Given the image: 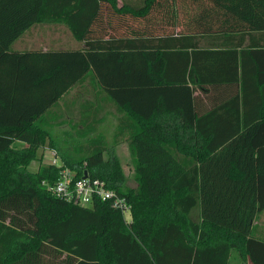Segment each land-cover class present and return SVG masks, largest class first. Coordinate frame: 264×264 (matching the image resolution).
Returning <instances> with one entry per match:
<instances>
[{
  "label": "trees",
  "instance_id": "1",
  "mask_svg": "<svg viewBox=\"0 0 264 264\" xmlns=\"http://www.w3.org/2000/svg\"><path fill=\"white\" fill-rule=\"evenodd\" d=\"M59 25L80 45L13 47ZM86 82L123 113L114 144L128 142L136 185L105 161L94 125L75 131L87 155L61 164L106 180L131 219L48 189L62 165L40 152L56 145L46 113ZM221 84L241 94L203 112L195 92ZM253 106L264 109V0H0V264H264V113Z\"/></svg>",
  "mask_w": 264,
  "mask_h": 264
},
{
  "label": "crops",
  "instance_id": "2",
  "mask_svg": "<svg viewBox=\"0 0 264 264\" xmlns=\"http://www.w3.org/2000/svg\"><path fill=\"white\" fill-rule=\"evenodd\" d=\"M60 26H54V30L58 31ZM65 27V26H63ZM52 29V28H51ZM43 30V32L47 33L49 30ZM42 30V29H41ZM30 33V30L25 34ZM51 47V46H50ZM48 46L42 47H33L30 46L28 48H20L17 49H47L50 48ZM59 48V47H57ZM77 90L83 94L85 89L88 91V94L84 95L82 100L79 101V96L76 98L69 99L67 98L68 94L72 91V89L76 88ZM68 94L65 95L62 99H60L59 104L53 108H51L45 116L46 122L45 126L49 129L55 140L56 145L52 148L50 145H45L44 148L40 149V152L44 155V158H53V150L58 152V160L63 161L62 151L60 146H58V142L55 139L54 134L60 135L61 141L62 138L68 136L71 131L75 133L77 129L83 128L84 125L88 127H92V125L96 126V133L99 131V126L104 123L108 116H114L116 127L118 126L119 118L123 116L116 104L103 92H99L98 89H95L93 85L89 82L84 84L77 85L73 87ZM241 85L238 86L230 85V84H221L219 86L213 87V85L203 86L202 89H197L195 92L196 95H200V103L201 109L203 112L213 108L214 106L221 105L224 102L234 98L237 94H241ZM78 95V93H77ZM89 105V111L85 112L83 107ZM261 111L264 113L263 108L259 107H250L248 108V112L254 114L256 112ZM115 127V129H116ZM60 129V133H55ZM96 133L91 134L90 137H96ZM76 134V133H75ZM123 143V142H122ZM121 144V143H120ZM118 144V145H120ZM26 145V143H24ZM23 145V146H24ZM57 148V149H56ZM130 153V152H129ZM48 154V156L46 155ZM50 162V161H49ZM254 229L255 236L264 238V210L258 214L257 218L254 221ZM237 264H253L250 259L247 261L240 260Z\"/></svg>",
  "mask_w": 264,
  "mask_h": 264
},
{
  "label": "rangeland",
  "instance_id": "3",
  "mask_svg": "<svg viewBox=\"0 0 264 264\" xmlns=\"http://www.w3.org/2000/svg\"><path fill=\"white\" fill-rule=\"evenodd\" d=\"M180 6V5H179ZM179 28V27H178ZM80 45L79 42L75 40V38L72 36L70 31L63 26H60V29L57 31L54 30L52 27L51 30H49L47 33L43 32L40 27L34 26L30 29V33H27L23 35L21 38H19L14 44L13 47L16 48L17 46L20 48H28L30 46L33 47H42V46H48V47H76ZM78 93V95H77ZM85 94H88V91L85 89V92L81 94L77 87L72 89V91L68 94L67 98L72 99L79 96V101L82 100L83 96L85 97ZM115 119L114 116H108L107 120L102 123L99 126V131L96 133V136H101L106 141V152L104 154V159L106 162H111L112 159H117L119 164L122 166L124 170V174L127 178V184L129 186H135V180H134V166L131 160V156L129 153V145L128 142L124 141L120 145L114 144V133H115ZM60 129L56 131L55 133H60ZM55 139L58 142V146H60V149L65 157L68 158L70 161H78L80 158H83L87 154L84 151H77V142L81 143L85 141V138H79L77 134H75L73 131L68 134V136L64 137V140L62 138V141L60 140L62 136L55 135ZM82 140V141H80ZM17 145L23 146L24 142L17 141ZM48 156V154H46ZM46 162L51 161V159L44 158ZM61 163V160H59ZM40 163L33 162L30 165L31 170H37L39 168ZM127 219H131L130 213L126 214Z\"/></svg>",
  "mask_w": 264,
  "mask_h": 264
},
{
  "label": "built area",
  "instance_id": "4",
  "mask_svg": "<svg viewBox=\"0 0 264 264\" xmlns=\"http://www.w3.org/2000/svg\"><path fill=\"white\" fill-rule=\"evenodd\" d=\"M51 162L62 165L56 150H53ZM48 189L56 196L83 206H91L96 199H100L108 201L112 207L125 214L130 213L131 210L127 197L111 187L106 180L94 177L87 171L79 176L75 170L66 165L61 166L57 179L48 185Z\"/></svg>",
  "mask_w": 264,
  "mask_h": 264
},
{
  "label": "water",
  "instance_id": "5",
  "mask_svg": "<svg viewBox=\"0 0 264 264\" xmlns=\"http://www.w3.org/2000/svg\"><path fill=\"white\" fill-rule=\"evenodd\" d=\"M85 175H87V174H85Z\"/></svg>",
  "mask_w": 264,
  "mask_h": 264
}]
</instances>
